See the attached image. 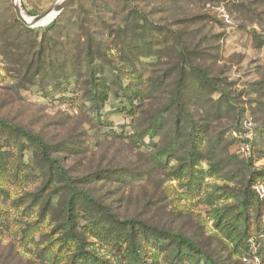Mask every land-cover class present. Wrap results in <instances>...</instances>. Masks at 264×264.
<instances>
[{
  "label": "rangeland",
  "instance_id": "rangeland-1",
  "mask_svg": "<svg viewBox=\"0 0 264 264\" xmlns=\"http://www.w3.org/2000/svg\"><path fill=\"white\" fill-rule=\"evenodd\" d=\"M57 1L15 3L33 17ZM55 18L59 26L52 40L54 30L45 27ZM23 25L12 0H0V118L52 145L47 151L67 177L47 163L35 143L24 139L19 150L14 141L0 140L24 173L16 177L9 167L0 195V264L71 263L76 246L65 237L71 190L92 200L75 198L74 210L88 209L81 210L82 225L106 226L112 218L143 221L189 238L216 264H264V175L250 187L262 207L251 216L252 235L243 248L229 243L209 215L212 205L230 207L243 198L252 170L264 172V0H71L51 21L27 25L33 31ZM147 39L153 40L148 47ZM123 46L133 51L127 56L143 77L137 89L145 98L131 116L118 112L120 98L110 93L97 114L89 101L87 58L111 80L108 67L120 61ZM40 54L48 57L42 70L58 63V86L45 88L51 71L37 69ZM181 72L188 78L184 88ZM194 72L207 76L211 86L195 80ZM179 88L183 114L177 118ZM168 115L160 133L141 136ZM191 124L205 126L209 160L189 195L181 169L189 156L177 139ZM244 141L253 145L251 155L240 150ZM167 150L169 160L158 156ZM46 206L50 214L41 216ZM91 237V248L109 263L125 264L119 249Z\"/></svg>",
  "mask_w": 264,
  "mask_h": 264
},
{
  "label": "trees",
  "instance_id": "trees-1",
  "mask_svg": "<svg viewBox=\"0 0 264 264\" xmlns=\"http://www.w3.org/2000/svg\"><path fill=\"white\" fill-rule=\"evenodd\" d=\"M56 18L54 19L53 24L49 23L45 27V31L54 30L51 34L52 40H54L55 36L53 34L58 32L55 30L59 26ZM23 26L29 31L34 30L27 25ZM152 27H154V24H152L149 29ZM152 34L154 33L152 32ZM152 41V39L145 40L146 47L150 46V42L152 43ZM119 50L120 61L117 63L114 62V64L111 63L110 67H108V76H110L111 80L108 79L109 77L103 75L104 69L101 66L92 65V58H87L88 67L90 68L88 74L89 79L86 81L90 86L89 101L92 109L97 111L98 114L100 110L104 109L105 104L109 99V94L111 93L115 98H120V104L117 108L118 112H125L134 116L139 110L140 102H142L145 98L144 94L137 89V86L143 83V77L137 73L135 62L131 61L127 56L130 54V57H132L133 51L129 50L126 46H123L122 49ZM45 51L46 49L42 54H44ZM42 54L38 56L37 69H39L40 66L41 71H51L47 75L48 84H46L45 88H48V85H50V87L53 85L58 86L59 81L54 76V70L58 68V63H56L54 67L50 62L48 66H45V70H42V59L46 60V58H48L44 55L42 57ZM124 58L126 59L125 63H123ZM51 60L52 59H50V61ZM134 60H136V58H134ZM61 72L64 73L65 71L61 69ZM63 75L66 76V74ZM64 76L61 77H63L65 83V79L67 78ZM180 76V88L187 87L188 78H186V76L184 77L182 72L180 73ZM191 76H193L195 80L199 79L203 81L206 85L211 86L212 84L211 81H209V78L204 74L194 72ZM125 78L128 79L127 83L124 82ZM195 80L190 79V82L194 83ZM180 88L179 91L177 90V98L174 100V103H176L175 111H179V113L176 114L177 118H180L183 114V111H181L183 108L181 95L183 93ZM184 115L187 116L188 114L184 113ZM187 120L189 122L192 121L190 117H187ZM169 122V115L167 119L159 118L158 122L155 121L150 124L148 128L144 129L143 135L141 136L145 137L146 135H150L153 137L160 133L161 129H163ZM105 126L106 125H103V127ZM204 127L205 126L201 124H191L190 131L180 135L179 139H177V146L183 149L186 148V152H188L189 156L188 162H185L184 165L181 166V169L184 168V172H187L188 175L187 179L190 184V186H188L189 195L195 193L192 186L194 184V179L198 178V173H201L200 167L202 163L209 160V157L206 155L207 147L205 146L204 141L207 137V131ZM176 129H180L178 125H176ZM2 130L7 131L10 135L5 138L0 136V140H9L10 144L14 141L15 145L17 144L19 146V150H22L20 148V144H23L22 142L24 139L35 143L47 163L53 166L55 165L61 177H67V170L58 162V160L50 157L47 151L52 147V145H47L38 134L32 133L24 126L0 118V133ZM245 142L248 141H244L242 144ZM4 146L5 145L3 143H0V195L3 194L5 190L4 182L7 178L6 173L9 167H11L12 170H15H13V173L16 177L19 176L22 178L24 176V173L21 172V167L18 166L17 161L16 165H13L10 157L11 153L2 151ZM253 151L254 147L251 145L250 155ZM170 155V150L169 152L167 150L160 153L158 156L169 160ZM158 162L160 164L165 163L164 161ZM263 175L264 172L262 171L257 172L256 170H252L248 184L249 186L246 188L243 198L238 203L230 205V207L226 206L225 208H219L218 206L214 207V205H212L209 211V215L214 219L216 227L225 234V236L229 239V243L236 246V249L244 246V242L246 243V240L252 235L251 216L254 212L261 209L262 202L258 195L251 190L250 187L254 186L256 182L261 180ZM174 176L177 178L182 177L181 174H176V171L174 172ZM202 179L203 177L201 180ZM179 185L183 188L185 183L180 182ZM80 195L83 196L82 198L85 200H91L82 192L71 190L68 204L65 209V228L68 229L65 233L66 242H72L76 246V250L71 254L70 264H111L108 259L100 255L98 248H91L93 243H88L87 241V239L92 238L91 236H96L98 238L100 246L108 244L112 246V249L117 248L124 253L125 264H216L210 256L205 255L203 251L189 238L184 237L181 234L158 229L157 227L149 225L143 221L112 218L106 226L100 223L82 225L81 220L83 219V216L81 214V210L88 209L78 207L77 210H74L76 207L75 198ZM39 213L41 216L50 214L47 210V206ZM75 227H79L80 229L76 230Z\"/></svg>",
  "mask_w": 264,
  "mask_h": 264
},
{
  "label": "water",
  "instance_id": "water-1",
  "mask_svg": "<svg viewBox=\"0 0 264 264\" xmlns=\"http://www.w3.org/2000/svg\"><path fill=\"white\" fill-rule=\"evenodd\" d=\"M71 0H59L57 1L54 5H52L49 9H47L46 11H44L43 13L33 16L31 17L30 21H27L25 18V15L22 11V8L19 4L15 3V0H12L13 4H14V8H15V12L17 15V18L22 21L23 23H25L28 26H39L40 23L47 17L49 16L50 13L56 11L57 13H60L70 2Z\"/></svg>",
  "mask_w": 264,
  "mask_h": 264
},
{
  "label": "built area",
  "instance_id": "built-area-1",
  "mask_svg": "<svg viewBox=\"0 0 264 264\" xmlns=\"http://www.w3.org/2000/svg\"><path fill=\"white\" fill-rule=\"evenodd\" d=\"M248 124L251 125L252 123L249 122ZM233 134H234L235 136H239L238 133H237V131H235V130L233 131ZM240 150H241L242 152H244L245 154H250V152H251V145H250V143H249V142H245V143H243V144L241 145V147H240Z\"/></svg>",
  "mask_w": 264,
  "mask_h": 264
},
{
  "label": "bare ground",
  "instance_id": "bare-ground-1",
  "mask_svg": "<svg viewBox=\"0 0 264 264\" xmlns=\"http://www.w3.org/2000/svg\"><path fill=\"white\" fill-rule=\"evenodd\" d=\"M16 4H18V3H16ZM57 14H58V13H57L56 11L50 13L49 16H47V17H46L41 23H45V22L51 21V19H52L54 16H56ZM25 18H26L27 21H30V20H31V17H29V16H26V15H25Z\"/></svg>",
  "mask_w": 264,
  "mask_h": 264
}]
</instances>
